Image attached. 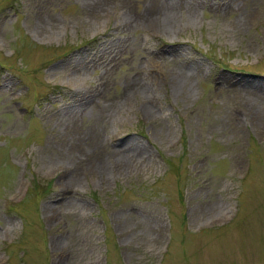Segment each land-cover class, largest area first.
Segmentation results:
<instances>
[{"label":"rangeland","instance_id":"374dc122","mask_svg":"<svg viewBox=\"0 0 264 264\" xmlns=\"http://www.w3.org/2000/svg\"><path fill=\"white\" fill-rule=\"evenodd\" d=\"M0 264H264V0H0Z\"/></svg>","mask_w":264,"mask_h":264},{"label":"bare ground","instance_id":"6f19581e","mask_svg":"<svg viewBox=\"0 0 264 264\" xmlns=\"http://www.w3.org/2000/svg\"><path fill=\"white\" fill-rule=\"evenodd\" d=\"M152 21H153L152 26H153L154 30H159L161 28H164L165 30H169V26H168L169 23L168 22L171 21L169 18L168 19H166V18L160 19L159 18L158 20L152 18Z\"/></svg>","mask_w":264,"mask_h":264}]
</instances>
